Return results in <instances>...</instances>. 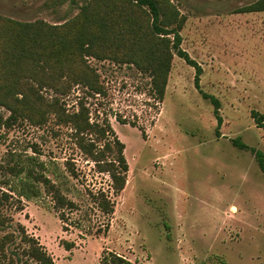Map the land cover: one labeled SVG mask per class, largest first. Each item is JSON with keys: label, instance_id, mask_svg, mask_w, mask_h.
I'll list each match as a JSON object with an SVG mask.
<instances>
[{"label": "rangeland", "instance_id": "obj_1", "mask_svg": "<svg viewBox=\"0 0 264 264\" xmlns=\"http://www.w3.org/2000/svg\"><path fill=\"white\" fill-rule=\"evenodd\" d=\"M85 1L0 0V15L61 25ZM173 1L187 17L182 48L201 67V90L219 100L222 121L196 88V69L178 56L163 101L137 68L90 59L105 94L75 85L59 98L68 114L84 99L91 122L110 126L107 139L124 143L125 190L114 193L110 175L98 171L73 129L52 112L43 126L2 127L0 189L8 192L2 187L11 177L8 167L38 157L62 169L64 193L77 208L60 212L47 194L14 197L4 206L1 235H19L24 227L55 264H99L105 251L138 264H264V172L251 150L264 153V12L235 13L256 0ZM42 94L55 100L52 91ZM68 163L76 178H69ZM100 191L114 203L110 215L92 198ZM19 244L8 248L2 264H37Z\"/></svg>", "mask_w": 264, "mask_h": 264}, {"label": "trees", "instance_id": "obj_2", "mask_svg": "<svg viewBox=\"0 0 264 264\" xmlns=\"http://www.w3.org/2000/svg\"><path fill=\"white\" fill-rule=\"evenodd\" d=\"M263 12L264 0L235 10L236 14ZM186 22L187 17L173 0H86L79 13L61 25H51L44 20L22 22L0 15V128H12L24 121L43 126L52 112L59 125L73 129L77 144L95 162L98 171L110 175L114 193H122L129 172L124 143L118 138L107 139L110 126L105 128L91 122L84 99L78 112L68 114L59 95H68L75 85L92 96L104 95L99 76L90 65L89 60L95 59L137 68L150 77L153 95L163 101L173 61L178 56L196 69L195 86L202 97L215 106L219 116V100L201 90L202 69L182 48ZM44 90L55 93V100L46 101ZM3 111L8 114L7 118ZM253 115L257 117L258 113ZM218 118L221 122V117ZM258 120L261 123L263 117ZM102 141L105 144L100 148L98 143ZM234 144L240 149H249L239 140ZM251 150L264 172V153ZM21 159L8 167L11 177L2 183L8 192L0 189V228L8 223L3 214L4 206L14 197L31 201L47 194L60 212L77 208L64 193L66 175L61 168L53 161H41L38 157ZM67 165L69 178H76L74 167ZM92 198L105 214L114 212V203L102 191L92 194ZM62 216L64 219L65 215ZM20 230L19 235L0 234V264L2 258H7L8 248L18 239L28 260L55 264L37 239L24 227ZM99 264L138 263L116 252L105 251Z\"/></svg>", "mask_w": 264, "mask_h": 264}]
</instances>
